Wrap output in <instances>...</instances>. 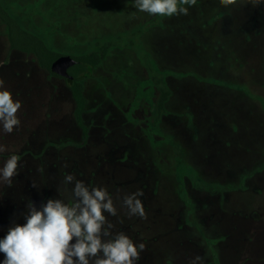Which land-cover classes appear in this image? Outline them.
<instances>
[{
	"label": "rangeland",
	"instance_id": "obj_1",
	"mask_svg": "<svg viewBox=\"0 0 264 264\" xmlns=\"http://www.w3.org/2000/svg\"><path fill=\"white\" fill-rule=\"evenodd\" d=\"M0 2L62 51L111 43L82 78L89 134L79 145L67 85L12 49L0 22V78L22 102L20 125L0 129L20 156L13 186L0 185V236L23 222L28 199L70 195L72 172L114 197L142 189L145 219L118 199L122 220L108 217L143 245L136 264H214L208 241L221 264H264V4L197 0L167 17L132 0Z\"/></svg>",
	"mask_w": 264,
	"mask_h": 264
},
{
	"label": "clouds",
	"instance_id": "obj_2",
	"mask_svg": "<svg viewBox=\"0 0 264 264\" xmlns=\"http://www.w3.org/2000/svg\"><path fill=\"white\" fill-rule=\"evenodd\" d=\"M235 2L219 0L221 4ZM195 3L197 0H132L139 11L167 17L186 15ZM251 3L264 4V0ZM4 84L0 78V129L11 133L21 123L17 112L22 102ZM6 152L7 158L0 165V185L12 187L13 178L19 175L20 156L0 143V154ZM63 182L66 189L71 184L70 195L65 198L58 189L56 198H47L39 207L27 200L23 222L10 225L0 236V264H136L143 245L123 230L114 231L115 224L108 217L122 220L118 199L127 216L145 219L142 189L114 197L106 186L86 183L72 172L63 174ZM200 261L196 256L190 264Z\"/></svg>",
	"mask_w": 264,
	"mask_h": 264
},
{
	"label": "trees",
	"instance_id": "obj_3",
	"mask_svg": "<svg viewBox=\"0 0 264 264\" xmlns=\"http://www.w3.org/2000/svg\"><path fill=\"white\" fill-rule=\"evenodd\" d=\"M0 22L3 24L6 39L12 49L31 54L34 56L40 68L46 70L51 75L61 78L65 82L73 101L74 122L81 134L79 145L84 144L88 138L89 127L84 120V114L87 111V97L85 95L82 78L92 75L94 68L106 57L111 43L98 42L96 48L77 53L62 51L50 46L43 36L35 32V30L24 26L1 2ZM67 56L84 63L88 67L89 72L81 77L70 78L71 65L66 58ZM167 95L168 91H161V96L158 101L159 109ZM115 231H119V229L115 228ZM208 245L212 250L214 264H221L216 252L213 250L211 241H208ZM140 263L144 262L141 261Z\"/></svg>",
	"mask_w": 264,
	"mask_h": 264
},
{
	"label": "water",
	"instance_id": "obj_4",
	"mask_svg": "<svg viewBox=\"0 0 264 264\" xmlns=\"http://www.w3.org/2000/svg\"><path fill=\"white\" fill-rule=\"evenodd\" d=\"M66 58L71 65V71L69 73L70 78L81 77L84 74H86L87 72H89L88 67L84 63H82V62H80V61H78V60H76L70 56H67Z\"/></svg>",
	"mask_w": 264,
	"mask_h": 264
}]
</instances>
